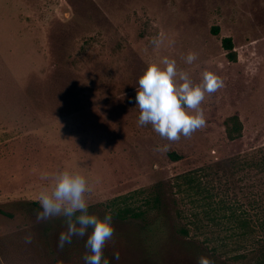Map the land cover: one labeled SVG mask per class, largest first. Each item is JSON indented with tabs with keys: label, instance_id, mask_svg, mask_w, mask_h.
<instances>
[{
	"label": "rangeland",
	"instance_id": "374dc122",
	"mask_svg": "<svg viewBox=\"0 0 264 264\" xmlns=\"http://www.w3.org/2000/svg\"><path fill=\"white\" fill-rule=\"evenodd\" d=\"M161 33L165 43L155 48L150 41ZM224 37L232 40L234 60ZM189 52L198 57L192 64L184 59ZM164 56L194 84L205 70L224 80L200 106L206 125L176 142L138 125V80ZM233 114L242 131L229 139L225 120ZM164 144L168 152L155 151ZM223 159L229 165L216 166ZM198 168L214 210L191 233L220 264H258L264 0H0V264H85L86 236L61 250L63 218L37 221L38 193L51 185L41 173L84 175L88 211L102 218L115 207L142 205L143 190L155 182ZM112 223L104 257L110 264H147L136 237L140 222L113 217ZM165 255L166 264H197L175 245Z\"/></svg>",
	"mask_w": 264,
	"mask_h": 264
},
{
	"label": "clouds",
	"instance_id": "9594fccd",
	"mask_svg": "<svg viewBox=\"0 0 264 264\" xmlns=\"http://www.w3.org/2000/svg\"><path fill=\"white\" fill-rule=\"evenodd\" d=\"M165 43L164 34L153 38L150 44L160 48ZM170 44L174 41H170ZM195 52L184 58L187 64L197 60ZM224 87V80L216 73L205 70L202 82L194 84L186 71L178 70L175 59L164 56L160 62L150 64L138 80L135 97L140 114L138 125H151L153 130L169 142L181 136L191 137L206 125L204 110L200 107L206 94L215 93ZM170 144L158 146L155 151L166 153ZM42 180H51V185L42 188L37 196L42 211L37 212V221L62 217L66 231L59 235L58 247L62 250L74 236L87 237L85 264H110L104 257V248L113 238L115 229L111 213L102 218L90 214L86 194L91 191L86 177L78 172L64 169L54 174L41 173ZM89 229L91 231L89 232ZM29 234L25 243H31ZM119 261V252L114 254ZM197 264H213L206 256H200Z\"/></svg>",
	"mask_w": 264,
	"mask_h": 264
},
{
	"label": "trees",
	"instance_id": "16d2710c",
	"mask_svg": "<svg viewBox=\"0 0 264 264\" xmlns=\"http://www.w3.org/2000/svg\"><path fill=\"white\" fill-rule=\"evenodd\" d=\"M217 32V28H214V33ZM222 46L227 50V57L234 60L236 54L231 38L224 37ZM225 124L229 139L241 134L242 123L238 115L227 117ZM169 157L172 160L179 159L176 152H170ZM229 163L230 159H223L216 162V166ZM202 171L203 168H198L177 174L171 179L159 180L143 190L142 205L125 204L110 212L114 218H131L140 222L136 237L142 258L147 264H166L165 252L171 245H175L179 252L196 263L200 256H206L213 264H220L214 254L207 255L204 251L198 234L191 233L192 230L200 229L205 220L210 221L213 217L210 190ZM184 204L190 206L188 214L181 206ZM258 264H264V250L259 254Z\"/></svg>",
	"mask_w": 264,
	"mask_h": 264
}]
</instances>
